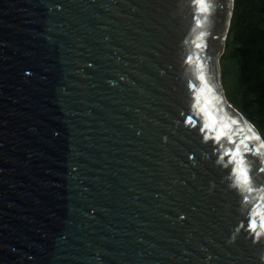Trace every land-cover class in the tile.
Listing matches in <instances>:
<instances>
[{
	"label": "water",
	"instance_id": "water-1",
	"mask_svg": "<svg viewBox=\"0 0 264 264\" xmlns=\"http://www.w3.org/2000/svg\"><path fill=\"white\" fill-rule=\"evenodd\" d=\"M233 11L0 0V264H264V140L222 81Z\"/></svg>",
	"mask_w": 264,
	"mask_h": 264
},
{
	"label": "trees",
	"instance_id": "trees-1",
	"mask_svg": "<svg viewBox=\"0 0 264 264\" xmlns=\"http://www.w3.org/2000/svg\"><path fill=\"white\" fill-rule=\"evenodd\" d=\"M238 111L264 140V0H234L230 27Z\"/></svg>",
	"mask_w": 264,
	"mask_h": 264
},
{
	"label": "rangeland",
	"instance_id": "rangeland-1",
	"mask_svg": "<svg viewBox=\"0 0 264 264\" xmlns=\"http://www.w3.org/2000/svg\"><path fill=\"white\" fill-rule=\"evenodd\" d=\"M230 38L231 37H230V33H229V36H228L227 41H226L225 53L221 59L222 81H223L224 93H225V96H226L229 104H231L233 107H235L237 109V106H236L237 103L233 99V97L235 96V94H234L235 90L234 89L237 86V64H236L234 58L232 57Z\"/></svg>",
	"mask_w": 264,
	"mask_h": 264
},
{
	"label": "snow or ice",
	"instance_id": "snow-or-ice-1",
	"mask_svg": "<svg viewBox=\"0 0 264 264\" xmlns=\"http://www.w3.org/2000/svg\"><path fill=\"white\" fill-rule=\"evenodd\" d=\"M234 123H235V121H234ZM205 127H207V125H205ZM254 138H255V139H259L258 136H257V137H254ZM216 139L218 140L219 137H216ZM241 143H243V141H241ZM260 147H264V144H261ZM226 155H227V153H226ZM232 155H233V161H230V162H236V164H237V168L239 169V168H240V165L243 164V160L241 159L240 161H235V155H236V154H232ZM241 175L244 176V180H243V182H244V183H247V182H248L247 174L244 173V172H241Z\"/></svg>",
	"mask_w": 264,
	"mask_h": 264
}]
</instances>
